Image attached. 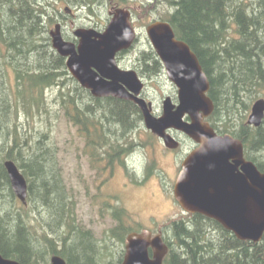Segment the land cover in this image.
Instances as JSON below:
<instances>
[{
	"label": "trees",
	"instance_id": "1",
	"mask_svg": "<svg viewBox=\"0 0 264 264\" xmlns=\"http://www.w3.org/2000/svg\"><path fill=\"white\" fill-rule=\"evenodd\" d=\"M58 1L71 8L80 4L90 8L96 0ZM160 2L164 11L160 16L191 46L210 79L212 126L240 138L245 156L264 172V120L258 127L246 123L259 97L256 93L264 87V0ZM65 13V7L51 0H0V253L26 264H49L54 254L67 264H97L101 246L77 217L75 197L66 186L61 162H56L60 158L51 133L29 126L33 130L24 137L22 117L28 120L38 113L50 118L49 104L58 103L54 116L61 114L77 127L84 138L83 155L100 173L106 159L109 166L117 161L124 165L133 140L128 147H119L143 122L134 102L96 98L70 74L66 58L52 47L50 37L60 19L66 22ZM137 61L146 77L164 69L152 47L139 50ZM146 134L145 146L153 144L155 136ZM117 150H123L122 158ZM7 159L27 179V205L20 203L11 186ZM124 213L120 208L114 211L120 218ZM115 228L112 232L122 231L123 237L130 231L122 223ZM163 232L170 247L164 264H264V236L258 242L239 239L200 213L169 220Z\"/></svg>",
	"mask_w": 264,
	"mask_h": 264
},
{
	"label": "water",
	"instance_id": "2",
	"mask_svg": "<svg viewBox=\"0 0 264 264\" xmlns=\"http://www.w3.org/2000/svg\"><path fill=\"white\" fill-rule=\"evenodd\" d=\"M128 11H115L104 32L78 28L74 34L78 43L64 39L60 24L51 31L53 47L64 57L71 74L95 96L113 95L135 101L141 108L147 128L161 136L170 148L179 141L168 129L183 131L199 146L184 160L174 186V195L189 213H201L221 223L239 239L260 241L264 235V172L247 161L240 139L229 133L218 134L206 121L214 110L208 95L209 80L196 53L175 37L168 22L155 21L147 28L148 35L164 62L169 78L178 87V105L171 97L164 101L161 116L152 113L151 103L139 96L143 84L135 71L117 66L116 53L132 45L136 33ZM264 99L257 100L248 123L260 125L264 115ZM189 120H185L184 116ZM231 160L234 162L232 163ZM242 166L236 173L235 166ZM5 166L17 197L26 203L27 180L13 160ZM149 246L154 249L149 256ZM168 246L158 235L151 238L147 230L128 237L122 264H163ZM0 264H25L4 257ZM50 264H67L54 255Z\"/></svg>",
	"mask_w": 264,
	"mask_h": 264
},
{
	"label": "rangeland",
	"instance_id": "3",
	"mask_svg": "<svg viewBox=\"0 0 264 264\" xmlns=\"http://www.w3.org/2000/svg\"><path fill=\"white\" fill-rule=\"evenodd\" d=\"M149 1L151 2L150 7L154 11H158L157 15H159V12L160 14L163 13V10L160 8V0ZM155 2H158L156 6L154 5ZM51 3L61 6V9L64 8V4L58 0H51ZM104 3L105 0H96L90 9L85 12L78 9V6L73 5L78 12L76 20L73 19V21L78 26H92L96 29L104 28L110 17L109 6H106ZM92 8L95 9L92 10ZM68 15V13H65V23L60 19V15H58V19L63 24L64 34L73 37L72 28L70 27L71 18ZM54 16L56 17L57 15ZM140 32L136 52L149 46L144 27L141 28ZM135 56H128L124 60L125 63L135 64V59L140 69H142L143 64L137 61L136 54ZM146 81L148 84L147 91L151 95L153 104L156 107L158 106V110H160L163 95H177V88L165 73L155 74L154 77L146 78ZM66 89L68 90L64 86V90ZM256 94L259 97H264V87ZM63 104L65 107L67 106V103ZM58 106V103L54 104L51 102L49 104L51 114L53 115L50 118H47L46 115H38V113H35L34 117L28 118V120L22 117L21 121L23 124L20 123V127H22L21 130L24 132L23 136L25 137L26 133L33 130L28 129L29 126H36V130L42 129L51 133L52 142L57 146L60 158H57L56 162L57 164L61 162L66 186L73 192V196L75 197L77 217L85 227L92 229L96 235L94 238L100 243L98 246L101 247H97V264H103L110 260L117 261L120 253H122V249H124L125 244L122 239L126 234L123 237L124 232L122 233V231H118L117 233L110 232L114 224L112 217L114 218L116 208H123L125 210L124 220L129 226L140 224V226L144 227L152 226L158 228L163 226L169 219L182 214L181 209L173 204L170 192L165 191L168 188V182L172 180L175 154L165 153V149L158 141L153 145L146 146L145 150H143L137 143L135 134L136 131L138 133L145 126L137 124L128 134V139L122 141V146L120 147H128V143L131 142V139L133 140V149L127 164L131 170L135 171L136 178L142 180L146 175V181L141 184L135 183V177L132 178L122 167L115 169V174L112 175L108 182L106 175L97 179L96 169L93 168V170L91 168L88 157L83 155V151L85 152V145H82L84 138L77 131V127L68 122L61 114L58 117L54 116V112L58 109ZM252 108L253 105H251L246 119ZM61 113L63 114V112ZM40 133L42 134V132ZM147 137L148 134L145 135L144 141H148ZM103 150L105 151V149ZM149 164H155L153 170H148ZM100 168L104 169L105 166L101 164ZM105 203L112 204L113 206L109 208L108 206H104ZM45 231L50 233L47 229ZM55 242L59 244L56 239ZM105 245H107V249L104 248Z\"/></svg>",
	"mask_w": 264,
	"mask_h": 264
},
{
	"label": "flooded vegetation",
	"instance_id": "4",
	"mask_svg": "<svg viewBox=\"0 0 264 264\" xmlns=\"http://www.w3.org/2000/svg\"><path fill=\"white\" fill-rule=\"evenodd\" d=\"M141 0H137L135 3H134V8L138 7L139 6V3H140ZM151 2H149L150 4ZM106 6H107V2L104 3ZM157 2L154 3V5L156 6ZM162 4V3H161ZM93 5V4H92ZM128 7H130L128 4H127ZM112 8V7H111ZM130 8H133V7H130ZM78 9L82 10V12H85L86 10L90 9L88 8L86 5L84 4H80ZM95 8H92V10H94ZM132 10V9H131ZM133 12V11H132ZM164 12V11H163ZM95 14V13H94ZM109 14H110V11H109ZM97 16V15H96ZM92 27V26H90ZM129 53L128 52H122V53H119L118 54V59L120 60L119 62H121L123 65H125V59L128 58ZM121 65V64H120ZM132 65H135V64H132ZM138 65V64H137ZM148 89V84H146V89L144 90V92L142 93V95L144 97H146L148 100L151 99V96H150V93H148L147 91ZM93 96V95H92ZM95 97V96H94ZM109 97H112V98H115L113 96H104V97H96V98H109ZM173 98L174 100L176 101V98H175V95H173ZM119 99V98H118ZM154 110L155 112L157 113L158 110L157 108L155 109L154 107ZM138 130V129H137ZM140 131V130H139ZM172 133L175 135V137H177L179 140H180V147L177 148V149H173V150H170L168 149V153H174V172L177 171V173L179 172L181 166H182V163H183V160L185 158V156L187 155L188 152H190L191 150H193L197 145L195 143H193L191 141V139H189L185 134H183L182 132H179V131H172ZM135 137H136V141L137 143L139 144V146L142 145L143 142H141L142 137H141V132H138L136 131V134H135ZM120 149H122V147H119ZM126 148V147H124ZM118 152V150H117ZM123 153V150H120V152H118L117 154H120L119 155V158L121 157ZM242 169V166L239 165L238 168L235 166V172H240ZM115 173V168L113 167V165L111 166V174H110V177H112V175H114ZM112 255V254H111ZM122 256H124L123 252L120 253L119 255V259L122 258ZM114 258V257H113ZM118 259V260H119ZM108 262L110 261H106L105 263L103 264H107Z\"/></svg>",
	"mask_w": 264,
	"mask_h": 264
},
{
	"label": "bare ground",
	"instance_id": "5",
	"mask_svg": "<svg viewBox=\"0 0 264 264\" xmlns=\"http://www.w3.org/2000/svg\"><path fill=\"white\" fill-rule=\"evenodd\" d=\"M79 7V6H78Z\"/></svg>",
	"mask_w": 264,
	"mask_h": 264
}]
</instances>
